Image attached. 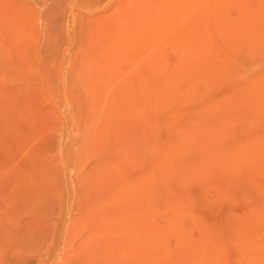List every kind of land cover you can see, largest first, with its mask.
<instances>
[{
  "label": "rangeland",
  "instance_id": "1",
  "mask_svg": "<svg viewBox=\"0 0 264 264\" xmlns=\"http://www.w3.org/2000/svg\"><path fill=\"white\" fill-rule=\"evenodd\" d=\"M0 264H264V0H0Z\"/></svg>",
  "mask_w": 264,
  "mask_h": 264
}]
</instances>
